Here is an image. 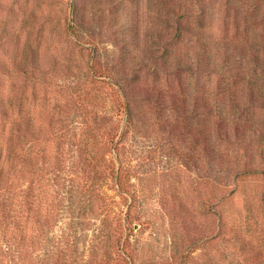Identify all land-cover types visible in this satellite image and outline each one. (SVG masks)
I'll list each match as a JSON object with an SVG mask.
<instances>
[{"label":"rangeland","instance_id":"obj_1","mask_svg":"<svg viewBox=\"0 0 264 264\" xmlns=\"http://www.w3.org/2000/svg\"><path fill=\"white\" fill-rule=\"evenodd\" d=\"M0 59L50 152V264L118 260L122 212L132 264L264 261V0H0ZM116 84L141 98L128 124ZM88 154L117 160L123 196ZM20 208H0V257L47 264Z\"/></svg>","mask_w":264,"mask_h":264},{"label":"trees","instance_id":"obj_2","mask_svg":"<svg viewBox=\"0 0 264 264\" xmlns=\"http://www.w3.org/2000/svg\"><path fill=\"white\" fill-rule=\"evenodd\" d=\"M39 58V53L25 51L18 55V61L16 60L13 67L18 73L27 74L29 72L28 67L33 66L34 69L38 67ZM3 74L10 75L11 71L0 59V208L5 210L7 202L19 201L21 208L18 210V219L19 223L23 224H21V230L23 227V230L27 229L29 222L33 223L36 231L33 240L39 249L38 257H44L43 263L50 264V255L52 257L56 255L55 252H50V152L47 147H42L39 143L42 141L41 132L38 129L36 119L30 113V109L19 110L25 105L24 99H10L3 93L5 88ZM98 75L102 76L104 73L98 72ZM11 88L13 90L15 86L12 85ZM137 92L129 91L125 86L116 84V92L113 93L114 104L119 116L125 119L127 124L131 120L133 111L131 101L141 99L140 97H133L134 93L138 94ZM144 94L148 93L144 92ZM115 152L117 154L118 149ZM88 158L91 166L97 170L101 169L107 178L116 184L118 192L123 196L125 188L122 184L121 169L117 160L114 157L104 156L102 163L99 164L91 154H88ZM84 180L82 188L86 193V201L92 202L93 199L102 196L93 182L90 184L88 178ZM84 211L77 213V215L83 218L85 216ZM71 212L76 214L75 211ZM129 214V212L125 214L122 212L113 218L115 222L113 236L119 250V259L113 262L102 259L97 260L94 264L133 263L128 250L129 237L126 235V230L130 224ZM57 216L62 215L61 213H54L51 219L54 220ZM25 237L24 234L22 238ZM70 241L69 239V243ZM71 244L73 243L71 242ZM58 255H60L59 252ZM248 258L252 259L253 257ZM249 259H246V264H264V261L252 262ZM0 264H4L2 257H0Z\"/></svg>","mask_w":264,"mask_h":264}]
</instances>
